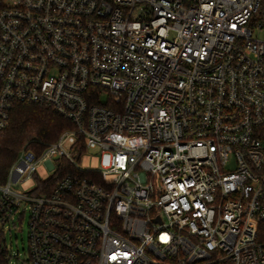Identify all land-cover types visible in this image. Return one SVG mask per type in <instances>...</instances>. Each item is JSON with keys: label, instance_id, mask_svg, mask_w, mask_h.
<instances>
[{"label": "built area", "instance_id": "2783aa9c", "mask_svg": "<svg viewBox=\"0 0 264 264\" xmlns=\"http://www.w3.org/2000/svg\"><path fill=\"white\" fill-rule=\"evenodd\" d=\"M24 102L74 128L0 184V264L22 205L27 264H264V0H0V130Z\"/></svg>", "mask_w": 264, "mask_h": 264}, {"label": "trees", "instance_id": "16d2710c", "mask_svg": "<svg viewBox=\"0 0 264 264\" xmlns=\"http://www.w3.org/2000/svg\"><path fill=\"white\" fill-rule=\"evenodd\" d=\"M73 128L70 121L49 106L16 103L10 111L8 126L0 130V184L5 183L8 170L22 147L38 152L56 141L61 133ZM78 139L81 152L83 137L79 136ZM73 172V167L63 161L54 175L41 181V188L37 193H49L62 176Z\"/></svg>", "mask_w": 264, "mask_h": 264}, {"label": "rangeland", "instance_id": "374dc122", "mask_svg": "<svg viewBox=\"0 0 264 264\" xmlns=\"http://www.w3.org/2000/svg\"><path fill=\"white\" fill-rule=\"evenodd\" d=\"M100 99L105 102L107 94L103 91ZM70 141L67 142L66 147L70 146V142L77 139V136H71ZM78 167L82 170H98L103 166L110 164V153H102L101 150L91 148L82 153V156L77 159ZM53 171H49L45 165H39L37 169V177L41 180L49 178ZM36 185L34 179L13 185L14 190L19 193H26L32 190ZM25 206L22 205L19 213L24 211ZM19 213L14 217L15 224L10 228L5 229V241L9 253L13 256L11 264H27V211L24 219L19 218Z\"/></svg>", "mask_w": 264, "mask_h": 264}]
</instances>
